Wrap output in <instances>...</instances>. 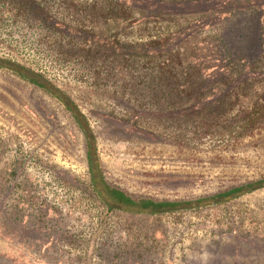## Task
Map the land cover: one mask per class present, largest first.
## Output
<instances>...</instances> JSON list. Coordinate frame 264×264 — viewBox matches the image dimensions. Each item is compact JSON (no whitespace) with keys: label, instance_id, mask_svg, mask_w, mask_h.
<instances>
[{"label":"rangeland","instance_id":"1","mask_svg":"<svg viewBox=\"0 0 264 264\" xmlns=\"http://www.w3.org/2000/svg\"><path fill=\"white\" fill-rule=\"evenodd\" d=\"M48 1L49 13L57 16L67 15L70 10L64 7L72 2L74 16L84 13L85 21L92 19L87 14H106L115 6L112 0ZM120 1L136 9L161 10L157 0ZM6 6L0 8V19L10 20L14 14ZM85 6L91 8L87 13L81 12ZM238 13L241 18L234 22L216 23L231 33L234 57L253 50L251 38L245 40L244 34L263 32L262 21L253 19L251 12ZM97 19L102 30L104 18ZM117 19H122V11ZM179 19L184 29L194 30L185 44L188 55L203 50L210 70L226 59L223 52L209 54L205 45L196 46L218 28L198 30L197 23L186 26L190 21ZM9 24L0 31V56L48 70L70 91L89 117L91 144L97 147L108 182L135 197L188 202L218 196L210 201L212 206L150 215L138 206L118 203L100 186L102 197L121 210L109 212L104 231L97 233L105 208L92 193L83 133L54 98L0 69V237L8 243L0 244V264H264V183L221 196L264 178V77L246 82L240 77L231 84L215 78L213 86L206 83L214 93L200 101L180 93L161 98L158 108L146 102L136 125L146 135H135L103 115L119 102L125 105L123 98H129V88L136 83L131 91H137L139 103L159 99L145 85L151 84L150 75L114 72L108 82L115 87L127 83L125 93L119 86L114 94L73 83L65 69L56 65L59 71L54 73L50 62L34 58L46 30L33 22ZM133 29L141 35V24ZM256 50L249 54L253 59L259 58V47ZM225 86L233 89L229 95L219 89ZM116 110L122 116V110Z\"/></svg>","mask_w":264,"mask_h":264},{"label":"trees","instance_id":"2","mask_svg":"<svg viewBox=\"0 0 264 264\" xmlns=\"http://www.w3.org/2000/svg\"><path fill=\"white\" fill-rule=\"evenodd\" d=\"M112 1L115 6L111 9L108 8L106 14L105 11L101 15L87 14L86 17L91 16L92 19H90L91 21H85L82 19L84 13L77 17L74 16L72 2L64 7L63 11L70 10L67 15L62 12L57 16L49 13L52 8L48 0H0V8H7L6 5H9L12 8L8 10L14 14L13 17H9L10 20L3 19V17L0 19V31L11 25L9 24L10 21L13 22L12 25L14 26H18L19 23L30 25L33 22L38 24L39 28L46 31L41 33L42 35L38 39V53L35 52L34 58L50 62L54 73L59 71L58 67L60 70L65 69L66 76L73 83H85L88 86L91 85L94 89H101L115 94L121 90V88H118L119 86L123 88L122 92L125 93L124 87L128 86L127 83L115 87V82H108L110 77L116 75L114 72L135 73L145 71L144 76L150 75L149 81L151 82V84L146 83L145 85L151 87L153 97H159V99L155 98L153 102H151V99H147L144 103H139L140 100H137L136 97L137 91H131L137 86L138 83H136L129 88V98H123L125 105L119 102L103 115L105 120L135 135H146L136 126L139 118L141 119L139 109L141 107L145 108L147 106L146 102L151 107L158 108L161 98L180 93L186 97L198 98L200 101L214 93L213 87H207L206 83L213 86L212 82L215 78H220L217 82L222 84H231L240 77L244 78L243 82L252 78H258L261 81L264 77V0H175L177 1L176 5L157 0L158 6L161 8L159 11H150L143 7L136 9L133 3L128 4L120 0ZM66 2L63 0V4H66ZM171 7L175 9L164 11ZM89 10L91 8L85 6L81 9V12L87 13ZM241 10L251 12L253 19L262 21L263 32L260 31L252 37L251 34H244L245 40L248 41L251 38L249 42L254 45L253 50L242 51L246 54L234 57L233 44L228 39L232 38L229 37L231 33H226L222 27L241 18V14H237ZM121 11L122 19L118 22L117 16ZM134 11L137 16H134ZM192 11H195L196 14L193 15ZM178 12L188 13L187 16L180 15L177 17ZM98 16L104 18L102 30L97 25V22H99ZM191 16H195V18L190 20ZM176 18L190 21L186 26L190 23H197L195 28L198 30L205 27L208 30L218 28L219 32L212 34L210 37L205 35L203 38L206 41H200L196 46L199 47L198 44L205 45L209 54H215L216 50L223 52L226 54V59H221L222 55H216L221 59L220 65H216L210 70L207 63H205V58L201 55L203 50L197 48L192 55H188L185 44L194 36V30L192 28L184 29ZM211 18H215L217 21L214 22ZM226 21L227 23L220 27H218L219 23L216 25L217 22L224 23ZM136 23L142 26L141 35H137V32L133 29ZM157 23H159V27L156 26ZM74 24H80L81 29ZM207 38L212 41L213 39H219V41L209 42ZM22 43H18L17 48ZM256 47H259V58L253 59L249 54L256 53ZM0 69L20 77L29 83L33 89L41 90L54 98L83 133L87 175L92 184V193L97 199H100L105 208L97 233L104 231V219H106L109 212L115 209L121 210L119 205L110 204L102 197L99 190L100 186L105 187L107 193L115 198L118 203L138 206L150 215L197 208L205 203L211 206L215 204L210 201L218 195L200 197L188 202L159 200L144 196L135 197L108 182L101 167L97 147H93L91 144L92 137L89 132L90 130L92 132L93 129L89 117L81 111L79 104L71 97L70 91L59 83L57 78L51 75L48 70L21 64L10 57L0 56ZM219 89L223 92V95H229L233 91L232 88L227 86ZM119 106H122V109ZM167 107L169 106L167 105ZM116 109L122 110V116H118L120 111ZM93 137L95 138V134ZM263 183L264 178L231 188L221 196L228 198L245 187ZM184 204L193 206L183 207ZM0 244L6 245L8 243L0 237ZM91 244L93 243L91 242Z\"/></svg>","mask_w":264,"mask_h":264}]
</instances>
